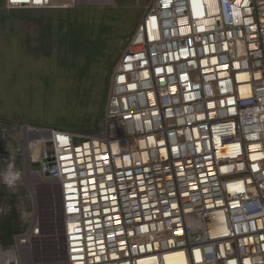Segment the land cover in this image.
I'll list each match as a JSON object with an SVG mask.
<instances>
[{
	"label": "built area",
	"instance_id": "obj_1",
	"mask_svg": "<svg viewBox=\"0 0 264 264\" xmlns=\"http://www.w3.org/2000/svg\"><path fill=\"white\" fill-rule=\"evenodd\" d=\"M22 130L54 183L66 264H264V0H153L98 136ZM42 234L37 217L14 240Z\"/></svg>",
	"mask_w": 264,
	"mask_h": 264
},
{
	"label": "rangeland",
	"instance_id": "obj_2",
	"mask_svg": "<svg viewBox=\"0 0 264 264\" xmlns=\"http://www.w3.org/2000/svg\"><path fill=\"white\" fill-rule=\"evenodd\" d=\"M152 1L76 0L0 24V48L13 52L0 55L11 66L0 72V139L13 153L0 166V264H62L54 183L29 166L22 128L98 136L114 70ZM37 217L42 237L20 247L15 237Z\"/></svg>",
	"mask_w": 264,
	"mask_h": 264
},
{
	"label": "crops",
	"instance_id": "obj_3",
	"mask_svg": "<svg viewBox=\"0 0 264 264\" xmlns=\"http://www.w3.org/2000/svg\"><path fill=\"white\" fill-rule=\"evenodd\" d=\"M3 7V8H2ZM6 11V12H5ZM18 10H6L4 9V0H0V24H5V26H10L11 24L15 25L14 28L18 26V23L24 19V16L20 14H12V12H16ZM9 12L10 14H8ZM8 55V54H13L11 49H8V47L5 50H2L0 48V55ZM3 64L9 65L10 63L8 62H1L0 59V72L6 71V70H11V66H7ZM27 67L24 68V71L26 70ZM13 69V68H12ZM8 85V84H7Z\"/></svg>",
	"mask_w": 264,
	"mask_h": 264
},
{
	"label": "flooded vegetation",
	"instance_id": "obj_4",
	"mask_svg": "<svg viewBox=\"0 0 264 264\" xmlns=\"http://www.w3.org/2000/svg\"><path fill=\"white\" fill-rule=\"evenodd\" d=\"M13 153L9 150V148L7 146H5V144H3V141L0 139V166L2 165L1 162L10 160L7 159L6 157L11 156ZM19 259L20 256H19ZM21 263V260H20Z\"/></svg>",
	"mask_w": 264,
	"mask_h": 264
},
{
	"label": "bare ground",
	"instance_id": "obj_5",
	"mask_svg": "<svg viewBox=\"0 0 264 264\" xmlns=\"http://www.w3.org/2000/svg\"><path fill=\"white\" fill-rule=\"evenodd\" d=\"M21 240H22V238H17V245H19L20 244V242H21ZM21 247V246H20ZM21 255H23V254H21ZM23 258V257H22ZM63 259V258H62ZM21 260V259H20Z\"/></svg>",
	"mask_w": 264,
	"mask_h": 264
},
{
	"label": "water",
	"instance_id": "obj_6",
	"mask_svg": "<svg viewBox=\"0 0 264 264\" xmlns=\"http://www.w3.org/2000/svg\"><path fill=\"white\" fill-rule=\"evenodd\" d=\"M62 264H66L65 258L61 259Z\"/></svg>",
	"mask_w": 264,
	"mask_h": 264
},
{
	"label": "snow or ice",
	"instance_id": "obj_7",
	"mask_svg": "<svg viewBox=\"0 0 264 264\" xmlns=\"http://www.w3.org/2000/svg\"><path fill=\"white\" fill-rule=\"evenodd\" d=\"M36 2L39 3L40 0H36ZM60 139H61V140H64L65 138H64V137H61Z\"/></svg>",
	"mask_w": 264,
	"mask_h": 264
}]
</instances>
